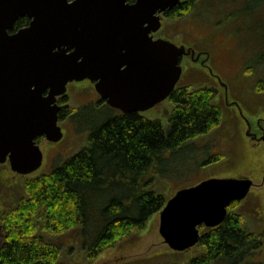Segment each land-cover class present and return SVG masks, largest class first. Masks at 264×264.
Returning a JSON list of instances; mask_svg holds the SVG:
<instances>
[{
	"label": "trees",
	"instance_id": "obj_1",
	"mask_svg": "<svg viewBox=\"0 0 264 264\" xmlns=\"http://www.w3.org/2000/svg\"><path fill=\"white\" fill-rule=\"evenodd\" d=\"M234 1L180 0L164 16L183 23L196 18L191 16L195 6L203 7L204 14L197 20L222 29L238 43L242 13L249 15L254 9L251 3L264 4V0H245L243 4L239 0L232 7ZM28 22L26 17L18 18L11 31ZM258 24L252 23L253 27ZM262 54L253 68L242 69L246 76L255 72L264 59ZM252 88L260 89L258 84ZM183 92L174 90L171 112L152 120L135 112L115 114L101 101L80 109L69 106L66 95L60 98L59 121L84 122L80 111H107L89 116L92 124L83 147L50 172L24 179V196L14 206L0 202V264H56L61 248L52 237L71 235L83 257L91 260L131 235L144 234L172 195L170 187L160 182L165 177L164 165L188 161L194 140L215 127L219 119L209 105V88ZM215 156L214 160L219 158ZM231 205L220 225L202 231L198 250L181 264H261L257 254L264 252V237L245 228Z\"/></svg>",
	"mask_w": 264,
	"mask_h": 264
},
{
	"label": "water",
	"instance_id": "obj_2",
	"mask_svg": "<svg viewBox=\"0 0 264 264\" xmlns=\"http://www.w3.org/2000/svg\"><path fill=\"white\" fill-rule=\"evenodd\" d=\"M179 2L0 0V163L35 173L43 161L36 138L55 143L63 137L58 98L71 83L93 82L100 98L122 113L168 98L185 50L153 34L161 14ZM21 17L28 24L10 32ZM251 184L241 175H213L179 187L159 212V235L171 251L194 247L199 226L220 225Z\"/></svg>",
	"mask_w": 264,
	"mask_h": 264
},
{
	"label": "flooded vegetation",
	"instance_id": "obj_3",
	"mask_svg": "<svg viewBox=\"0 0 264 264\" xmlns=\"http://www.w3.org/2000/svg\"><path fill=\"white\" fill-rule=\"evenodd\" d=\"M208 26L198 21L196 28L183 27L181 20L174 23L169 18H165L163 13L161 27L154 33V38L162 37L184 47L185 53L179 58L182 69L181 76L175 90L195 91L202 87L211 90L209 105L214 107L219 114L217 125L194 140L198 149L208 146L215 153L212 155L213 158L212 156L207 158L208 165L220 162L223 147L227 148L228 152L236 153L238 146L240 157L249 159L248 165H245L243 172L241 170L238 175L252 181L250 190L243 200L236 201L231 205L232 210L239 208L237 213L242 218L240 207L242 208L244 204H247V209L253 210L254 213L264 211V164L260 169L255 165L259 159H262L261 148H264V86L260 89L252 88V81L261 76H256L254 71L246 76L242 69L249 66L246 64L242 66L244 63L242 51H237L235 45L233 49L227 45V41L232 38L227 37L225 31ZM233 57L240 58L236 59L238 64L237 62L235 65L232 64ZM83 83L84 92L89 94V98L85 100L84 104L101 101L103 105L107 106L95 92L93 83L87 80H84ZM247 90L252 92H247ZM171 96L147 111L133 112L148 120L164 118L173 109ZM178 100L175 99V101ZM112 109L115 114L122 113L119 109ZM43 139V137H38L36 141L40 144ZM215 155L219 157L216 160H214ZM249 162L251 163L249 164ZM233 164L229 163L228 166L231 167ZM242 166L244 167L243 163ZM41 173L42 171L38 172V174ZM25 178L27 176L12 172L7 162L0 163V185L3 184L5 189L14 193L15 187L19 186L21 196L18 195L17 199L24 196L23 182ZM260 196H263L261 203H259ZM262 223L261 232L264 233V220Z\"/></svg>",
	"mask_w": 264,
	"mask_h": 264
},
{
	"label": "rangeland",
	"instance_id": "obj_4",
	"mask_svg": "<svg viewBox=\"0 0 264 264\" xmlns=\"http://www.w3.org/2000/svg\"><path fill=\"white\" fill-rule=\"evenodd\" d=\"M238 1L239 0L232 2L234 3L232 7H235L237 3H240ZM244 1L245 0H242V4L244 3ZM251 6L254 7L251 13L248 15L244 11L242 13V21L239 19L238 24L240 30L236 37L238 39L239 45L234 41L233 37L231 40L227 41V45L231 49H233L235 45L237 46V51H242V58L244 61L242 66L246 64L249 67H254V61L259 57L261 58L263 55L262 53H264V44H261L264 43V4H256V2H254L251 3ZM194 9H196V11H194L191 16H195L196 18L184 21L182 23L183 27L187 26L190 29H193L192 27H197V22L199 21L197 20V18L204 14V10L203 7L199 6H195ZM216 19L218 18L216 17ZM254 19L256 20L252 21ZM173 22L177 23L176 21ZM200 22H203L205 25H209L204 19ZM254 22H260V24L253 27L252 23ZM236 59L238 60L240 58L233 57V65H235V62H237L238 64V61ZM260 63H262L263 66H258ZM260 63L255 68V75H260L261 77H257L254 81H252V85L256 86V84H258L259 87H262L264 86V59ZM257 81L260 82L257 83ZM83 84V82L70 84L71 87L66 96L69 106L74 108L80 107V109H82L81 106L85 105V100L89 98V94L84 92V88H78ZM249 91L252 92L251 90ZM249 91L247 90V92ZM101 111L105 113V111L107 110H104V108H94L92 112L90 110L80 111V114L78 115L81 117L84 116L81 119L84 122L73 123L71 118V120L67 119L60 121V126L63 128V137L57 143L44 142L45 140H42V142L40 143V150L43 153V161L41 167L37 170V172H50L51 169L59 165L69 155L75 153L81 147H83L86 144L87 130L91 127L92 124L90 123L88 118L89 116L94 114L96 115ZM193 148L194 150L189 152L191 158L188 159V161L182 160L179 162L180 165L176 166L175 164L170 165L169 163L164 165L162 173L165 174V177H162L160 182H162L163 186L170 187V189L167 187L169 192H174L179 187L193 184L211 174L236 176L241 172V170L243 172L245 165H248L247 162L249 161V159H245V157L243 156L240 157L241 153L238 151V146L236 149V153H232L231 151L228 152V149L223 147L220 162L209 165L204 164V162L207 160V158L209 159L210 156L215 154L212 148L206 146L205 148L198 149L196 144L193 145ZM47 151L48 157L46 159ZM261 152L262 159H259L258 162L255 163L256 167L259 169L264 164L263 147L261 148ZM229 163L234 164L229 167ZM242 163L244 167L242 166ZM250 163L251 162H249V164ZM18 195L21 196L19 186L15 187L14 193L9 192L4 188L3 185H0V202L4 200L3 204H8L9 207L14 206L18 201ZM262 197L260 196L259 203H261ZM247 207V204H244L242 208L240 207V210H242L243 226L250 231L256 232L258 234L260 233L264 237V233L261 232V230L263 229L262 222L264 220V211L260 213H254L253 210H249L247 209ZM233 210L237 212L239 211V208ZM158 223L159 218L158 215H156L150 228L144 231V234L136 233V235H131L129 238L120 241L114 248L104 251L102 255H99L97 258L91 260H87L83 257L82 252L78 250L75 242H73L71 235H62L58 238L52 237V241L56 242L61 248V255L56 264H181L190 254H192L193 251L198 249V247H196L193 248L194 250H188L189 252L184 251L180 253L179 257L169 255L167 252L169 248L163 242L161 236L159 235ZM263 250L264 245L262 251ZM156 254H161V256L157 258ZM152 258H155L156 260L153 261ZM148 259L152 260L153 262L148 263L150 262L148 261ZM257 262L264 264V252H260L257 254Z\"/></svg>",
	"mask_w": 264,
	"mask_h": 264
}]
</instances>
